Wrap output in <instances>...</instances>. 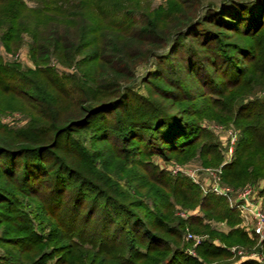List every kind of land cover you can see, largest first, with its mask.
<instances>
[{
  "label": "trees",
  "instance_id": "1",
  "mask_svg": "<svg viewBox=\"0 0 264 264\" xmlns=\"http://www.w3.org/2000/svg\"><path fill=\"white\" fill-rule=\"evenodd\" d=\"M152 1L0 0L1 47L27 36L35 64L0 56V264H230L257 238L153 157L216 165L201 120L233 122L222 181L262 180L264 210V0ZM14 112L22 124L3 121ZM185 228L207 235L196 256Z\"/></svg>",
  "mask_w": 264,
  "mask_h": 264
},
{
  "label": "rangeland",
  "instance_id": "2",
  "mask_svg": "<svg viewBox=\"0 0 264 264\" xmlns=\"http://www.w3.org/2000/svg\"><path fill=\"white\" fill-rule=\"evenodd\" d=\"M164 0H153L152 4L157 6L159 4H161ZM28 4L30 6H34V2L28 1ZM24 43L22 44V46L20 47L19 50H17L16 52L10 55H8L3 48L0 45V56L4 59V60H17L18 62L24 64V66L26 67H30V68H34L35 64L33 63V61L30 59L29 55H28V46L26 45V43L29 41V38L27 36H25L24 39ZM18 54V57H15V55ZM51 65H55V67H57L58 70H62L63 67L59 64H56L55 61L53 59H51ZM146 71V67L142 66L137 70V76L138 78L140 77L141 73ZM257 95L260 98H264V88L259 91L257 93ZM3 121L4 122H12L15 124H22L24 122V116L22 114H19L18 112H14L12 114H6L3 116ZM201 126L207 128L211 133H213L218 142L220 143V148H221V153H222V159L221 161L218 162V164L216 165H211V164H205L202 163V160L199 157H194L188 161L185 162H178V161H172V162H166L164 160L161 159V157L158 156H154L153 160L159 164L160 166L163 167V169H167L172 173L173 168L179 167L180 169H184V170H192V171H196V173H198V177H199V182L200 184L205 185L207 180H209L208 175L206 174V169L210 168V169H217L220 168L221 164H222V170H223V166L228 164L229 162H231L234 158V152H235V147L239 138V129L236 128L233 125V122H230L228 124H223V123H219L216 122L214 120H201ZM233 137L234 140V144H233V155L231 157V159L229 161H226V157H227V147L229 144V140L230 138ZM223 172V171H222ZM184 176H186L185 174H182ZM187 177V176H186ZM190 178V177H188ZM221 178H222V174H221ZM195 183V182H194ZM262 183V180H257V181H252V182H246L244 185L242 186H229L230 188H232L233 193H237L245 188L248 187H254L255 189L258 188V185ZM223 185H226L224 182H222ZM263 184V183H262ZM198 185V184H197ZM201 190L203 191L202 187L200 185H198ZM185 212L187 214V217H182L180 215V213ZM176 215H178L180 218L183 219H189L190 215L191 216H195L198 215V211L197 209H188V211H186L185 209H178L176 210ZM238 217H239V223L236 226H239L240 228H243L247 231L250 232V224H248L245 219V217L240 214L238 212ZM210 225L216 229L219 232H223V233H227L230 229L231 226L229 224H226V222H215L214 220L209 221ZM185 230L183 231V240L186 242V252L188 254H190L187 249L191 246V244L193 243L192 240H187L185 238ZM189 230V228H188ZM191 233L195 234V235H200V236H204L203 240L205 238H207V235L201 232H194L192 230H189ZM250 238H252V242L251 244H246V245H242V244H232L230 246V248L235 247L236 249L241 250L242 252H244L245 254H250V252H253V256L251 257H246V258H240V256H238L235 252L233 253L232 251V257L230 259L229 262H231L230 264H239L240 262H242L243 260L246 259H253L256 260L259 264H264V247L260 246V242L259 240L256 238H253V236L250 235ZM202 242V241H201ZM200 242V243H201ZM214 242L218 243L217 240H215ZM198 243V244H200ZM197 244V245H198ZM196 245V246H197ZM195 251V249H194ZM192 255V254H190ZM192 256H196V251H195V255ZM200 259V258H199ZM201 260V259H200ZM203 264H218L217 262L213 261V262H204Z\"/></svg>",
  "mask_w": 264,
  "mask_h": 264
},
{
  "label": "built area",
  "instance_id": "3",
  "mask_svg": "<svg viewBox=\"0 0 264 264\" xmlns=\"http://www.w3.org/2000/svg\"><path fill=\"white\" fill-rule=\"evenodd\" d=\"M15 57H18V54H16ZM234 140L235 139L233 137H231L229 140L226 152V161H229L233 155ZM172 174H185L187 177H190L193 182L200 185L204 193H214L216 195L226 198L229 205L235 208L240 214H242L246 218L245 220L248 221V224H250L251 233L256 235L259 241H264L263 201L262 197H259L257 195V191L254 187H248L237 193H233L232 188L222 184V164L220 168H217L215 170L210 168L206 169V174L208 175L209 180H207L205 185L200 184L199 177L197 175L198 173H196V171L184 170L180 169L179 167H176L173 168ZM180 215L184 218L187 217V214L185 212L180 213ZM184 236L187 240L193 241L187 251L190 254L195 255L194 248L198 243L203 240L204 236L195 235L191 233L188 228H186ZM230 250L240 256V258L251 257L254 254L253 252H250V254H245L244 252L239 249H236L235 247L230 248Z\"/></svg>",
  "mask_w": 264,
  "mask_h": 264
}]
</instances>
